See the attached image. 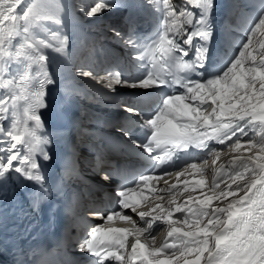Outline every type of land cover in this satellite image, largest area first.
<instances>
[{"label":"snow or ice","instance_id":"snow-or-ice-1","mask_svg":"<svg viewBox=\"0 0 264 264\" xmlns=\"http://www.w3.org/2000/svg\"><path fill=\"white\" fill-rule=\"evenodd\" d=\"M146 4L159 17L150 44L136 42L131 18L127 36L109 29L116 41L131 49L130 62L142 75L125 78L119 70L100 75L75 66L70 70L107 89L106 97L118 96L117 86L162 93L149 113L117 104L137 118L143 135L132 144L142 150L149 167L131 184L116 187L117 210L106 217L101 211L89 213L106 222L118 218L132 228L93 226L79 248L96 257V264L112 259L119 264H264V10L238 29L243 33L238 50L209 73L215 0ZM114 6L112 0H92L79 11L100 18ZM63 11L58 0H0V199L14 198L21 186L31 185L29 197L38 207L49 193L44 169L51 159V141L43 134L40 110L47 107L48 86L56 83L46 50L67 55L69 37L59 30ZM74 95L67 87L68 103ZM118 131L130 138L125 127ZM225 149L243 151L232 155L227 167L216 168L206 184L195 161L207 164L211 157L215 165ZM187 169L200 172L201 178L194 181L200 196H188L181 204L173 198L170 209L156 204L138 211L147 199L144 189H155L149 187L154 179L173 172L179 178ZM101 178L110 181L112 172L102 171ZM172 188L176 185L167 190L170 195ZM157 221L169 226L159 245L153 231Z\"/></svg>","mask_w":264,"mask_h":264},{"label":"bare ground","instance_id":"bare-ground-1","mask_svg":"<svg viewBox=\"0 0 264 264\" xmlns=\"http://www.w3.org/2000/svg\"><path fill=\"white\" fill-rule=\"evenodd\" d=\"M58 2L61 4V1L58 0ZM62 5V4H61ZM106 13V12H105ZM107 14H113L112 12H107ZM104 15V14H103ZM86 17V16H85ZM87 18V17H86ZM90 20V18H89ZM92 21H97V18H91ZM49 26V25H48ZM51 27L53 25H50ZM39 34L41 36H45L44 34H41L39 32ZM47 55L50 57L49 59V66H48V70L49 72L55 77L56 82H57V88H51V86H48L47 89V95H46V103H47V107L44 109H41V113H42V119L44 118H49L51 117L50 112H57L58 114L61 115L62 119L67 118V111L65 108H62V106L59 104L52 103L51 101L54 102L55 98L54 97H61L63 95L64 99H65V92H66V88L67 87H71L75 90V95L73 96L72 102L75 104L73 105L74 109L77 108V106L80 108L84 105L83 100L81 99L78 91H77V87H76V81H80V79L82 77H76L74 75L71 74V68L73 66L75 67H79V63L80 61L77 62V64L70 66L67 63H65L64 61H61L59 59H56L54 57H52L50 54L47 53ZM84 87L86 88H91L92 85L91 83H89L88 81L84 83ZM118 90L121 91L123 88H121L120 86H117ZM55 89L54 93H48L51 89ZM63 89L62 92H60L59 90ZM66 101V100H64ZM21 115H22V110H21ZM8 121H5V124L7 125ZM43 134H48L47 130H43ZM243 150L241 149L239 152L237 153H230L228 152L227 149L224 150V152H222V155L220 156L219 160H217V163L215 164V170L216 168H218L220 165H225L227 167V161L230 159V157L232 155H237L240 154V152H242ZM225 153H228L227 155H225ZM246 154V153H245ZM197 172H192V173H185L184 176L186 177L185 180H190V179H194V177L196 176ZM216 171L212 174L215 175ZM189 175V176H188ZM213 177V176H212ZM212 178H209V180H206L205 183L206 184H210ZM198 180V179H197ZM194 183V182H193ZM185 193H183L182 195H178L175 196L174 198L176 199L177 204H181L186 202L187 197L188 196H192L193 199L195 200V198H197L198 196L201 195V188L200 186L195 185V183L193 184V186L190 187V189L187 190H183ZM173 198H167L163 201L162 203V207L165 208H171L173 207V205L170 204V200ZM29 201H31V199H29ZM217 202L213 201V204L215 205ZM175 216H180V213H176ZM179 226V225H177ZM168 225L166 226V223L163 221H157L155 222L154 225V233L159 230L160 233L158 234L157 238H156V244L159 245L160 243H163L166 236H167V230H168ZM164 228V229H163ZM169 240V242L171 241L172 238H167ZM143 243H147L149 245L152 244V241L149 240H144ZM182 264V262H181Z\"/></svg>","mask_w":264,"mask_h":264},{"label":"rangeland","instance_id":"rangeland-1","mask_svg":"<svg viewBox=\"0 0 264 264\" xmlns=\"http://www.w3.org/2000/svg\"><path fill=\"white\" fill-rule=\"evenodd\" d=\"M40 32H43V31H40ZM41 34H43V33H41ZM44 35H46V34H44ZM49 54V53H48ZM50 58V57H49Z\"/></svg>","mask_w":264,"mask_h":264}]
</instances>
